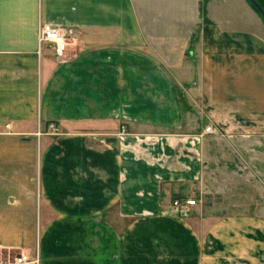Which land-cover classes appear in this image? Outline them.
Instances as JSON below:
<instances>
[{
    "label": "crops",
    "instance_id": "1",
    "mask_svg": "<svg viewBox=\"0 0 264 264\" xmlns=\"http://www.w3.org/2000/svg\"><path fill=\"white\" fill-rule=\"evenodd\" d=\"M40 24L71 31L65 60ZM6 124L37 155L12 161L0 245L40 264H264V217L223 205L204 132L264 135L249 0H0Z\"/></svg>",
    "mask_w": 264,
    "mask_h": 264
},
{
    "label": "rangeland",
    "instance_id": "2",
    "mask_svg": "<svg viewBox=\"0 0 264 264\" xmlns=\"http://www.w3.org/2000/svg\"><path fill=\"white\" fill-rule=\"evenodd\" d=\"M256 11L260 14L257 8ZM9 126L6 124L5 127H0V200L3 201L0 202L1 224L5 223L6 214L11 212V208L5 207L7 190L11 192L13 189L8 174L17 170L24 172L22 166H19L21 169L14 170L13 168L19 167L11 165L12 161L31 160L37 155L36 145L32 146L24 141L27 136L7 135L13 132ZM208 134L210 135L206 141L211 163L208 172L212 181L218 179L221 184L220 200L223 205L238 203L249 208L251 213L264 217V135ZM10 230L14 229L1 227L0 238L7 237ZM12 249L25 251L22 248ZM38 251L35 249L34 255H31L36 256Z\"/></svg>",
    "mask_w": 264,
    "mask_h": 264
},
{
    "label": "built area",
    "instance_id": "3",
    "mask_svg": "<svg viewBox=\"0 0 264 264\" xmlns=\"http://www.w3.org/2000/svg\"><path fill=\"white\" fill-rule=\"evenodd\" d=\"M75 43V37L68 29L48 24H40L38 30V44L39 50L41 46L49 45L56 59L63 61L67 58L71 46ZM51 128L56 130L54 124ZM122 129L124 127L122 126ZM205 133L214 132L212 125H207L204 129ZM196 200L192 198L181 199L176 198L174 200V205L177 210H182L185 206L195 205ZM0 264H40L39 251L36 256H31L26 252L16 251L10 247H5L0 245Z\"/></svg>",
    "mask_w": 264,
    "mask_h": 264
},
{
    "label": "water",
    "instance_id": "4",
    "mask_svg": "<svg viewBox=\"0 0 264 264\" xmlns=\"http://www.w3.org/2000/svg\"><path fill=\"white\" fill-rule=\"evenodd\" d=\"M249 1L254 5V7L257 8V10L260 12V14H261V16H262V18L264 20V9L260 5V3L257 0H249ZM108 141L112 142V141H115V139L114 138H110V139H108Z\"/></svg>",
    "mask_w": 264,
    "mask_h": 264
},
{
    "label": "trees",
    "instance_id": "5",
    "mask_svg": "<svg viewBox=\"0 0 264 264\" xmlns=\"http://www.w3.org/2000/svg\"><path fill=\"white\" fill-rule=\"evenodd\" d=\"M259 3H260V5L264 8V0H257Z\"/></svg>",
    "mask_w": 264,
    "mask_h": 264
},
{
    "label": "flooded vegetation",
    "instance_id": "6",
    "mask_svg": "<svg viewBox=\"0 0 264 264\" xmlns=\"http://www.w3.org/2000/svg\"><path fill=\"white\" fill-rule=\"evenodd\" d=\"M264 9V8H263ZM263 19V18H262ZM264 21V20H263Z\"/></svg>",
    "mask_w": 264,
    "mask_h": 264
}]
</instances>
